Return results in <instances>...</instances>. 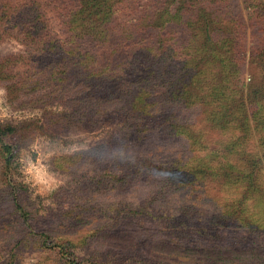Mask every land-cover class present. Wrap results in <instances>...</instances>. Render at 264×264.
Returning <instances> with one entry per match:
<instances>
[{"label":"trees","instance_id":"obj_1","mask_svg":"<svg viewBox=\"0 0 264 264\" xmlns=\"http://www.w3.org/2000/svg\"><path fill=\"white\" fill-rule=\"evenodd\" d=\"M125 1L0 0V43L14 39L25 49L0 58V86L19 96L29 85L14 69L29 59L39 75L30 100L56 102L44 132L110 121L119 128L111 142L53 161L73 174L91 166L113 172L99 213L90 205V213L33 226L26 187L10 176L0 189V244L28 250L40 233L35 249L61 246L65 264H75L77 242L94 247L98 263L106 245L97 243L107 242L154 264H264V0L252 5L261 34L248 83L238 77L228 0H157L156 7L128 0L137 14L113 23ZM47 9L67 31L59 43L48 32ZM16 138L15 127L0 125L7 175L17 164ZM83 182L53 194L63 202L100 199Z\"/></svg>","mask_w":264,"mask_h":264},{"label":"rangeland","instance_id":"obj_2","mask_svg":"<svg viewBox=\"0 0 264 264\" xmlns=\"http://www.w3.org/2000/svg\"><path fill=\"white\" fill-rule=\"evenodd\" d=\"M143 2L145 0H142ZM141 1V3H142ZM254 1L262 0H228L225 10L230 11L225 17L230 21L229 36L233 38L239 46V67L241 73L239 74L240 82L248 83L254 73L249 65L251 55V46L256 43V26L260 24H252L254 12L252 5ZM157 0H154L155 7ZM132 5L127 1L118 5L117 12L114 14V22L132 19L137 14ZM47 17V29L50 36L59 43L67 37V31L64 30L63 25L56 16L55 11L50 9L45 10ZM231 23H233L231 25ZM264 33V32H263ZM262 36L264 37V34ZM255 34V36H254ZM25 54V49L22 45L14 39L6 38L0 43V58L3 55ZM32 53V51L29 52ZM28 54V53H27ZM33 61H36L35 59ZM23 66L14 69L18 74V78H23L28 81V87L21 92V94L14 95L7 89L0 86V125H10L15 127L17 131V164L12 170L11 174L7 175L4 166L0 160V189L5 187L8 178L24 184L26 187V195L28 201L26 202L29 212L37 216L36 223L42 227H48L47 222H50L51 217L59 215H68L70 217L75 212L86 211L90 213V205L92 213L97 209H102L110 200L104 198L106 194V182L110 179L113 172H104L99 167L91 166L83 173L73 174L65 168L57 169L54 167L53 161L56 157L71 155L76 151L87 150L95 145H98L104 140L111 142L112 135L118 131V125L110 121L106 124H96L92 128L82 126L77 123L73 124L62 132H44V121L47 119L46 113L55 111V101L49 103L35 102L30 100L33 94L30 93L32 87L35 86L36 78L39 77L36 70L29 67L31 63L29 59L26 60ZM37 66H41L38 64ZM28 69L26 73L24 71ZM19 72V73H18ZM126 84V83H125ZM123 84V85H125ZM29 92V94H28ZM36 91L35 93H39ZM159 92V91H158ZM7 179V180H6ZM81 181L96 186L100 191V199L94 202L84 201L82 198L69 196V201L63 202L58 199L60 196L53 194L58 188L62 192H72L76 187H79ZM63 202V203H62ZM115 212V211H114ZM113 212V213H114ZM76 225V223H73ZM40 233L35 235V241L30 240L25 244L29 248L17 251L18 247L15 242H10L3 246L0 244V264H65L66 255L60 252L61 246H50L42 249H35L38 246L36 241L42 238ZM100 242V241H99ZM78 248L75 250L70 248L72 253L76 255L74 258L75 264H154V261H149L143 258V255L137 251L131 252L125 250L119 245H112L107 242L97 243L98 246H105L104 250H100L102 261L93 260L94 247L83 246L82 242H77ZM66 244V243H65ZM96 245V244H94ZM68 246V243L66 245ZM163 259H167L163 257ZM173 259V258H170ZM176 259V258H175ZM142 260V261H139ZM72 261V260H71ZM72 263V262H71ZM69 263V264H71Z\"/></svg>","mask_w":264,"mask_h":264}]
</instances>
